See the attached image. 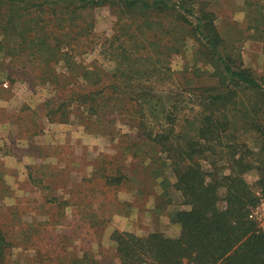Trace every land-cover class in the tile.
<instances>
[{"label":"rangeland","instance_id":"obj_1","mask_svg":"<svg viewBox=\"0 0 264 264\" xmlns=\"http://www.w3.org/2000/svg\"><path fill=\"white\" fill-rule=\"evenodd\" d=\"M197 1L196 10L204 7L215 14L223 54L234 65L264 75V0ZM120 10L116 3L82 10L73 4L0 7L2 264H78L76 258L84 260L81 264H121L111 238L115 229L138 225L142 235L176 234L175 215L186 206L173 187L172 160L131 123H139L143 112L146 130L170 125L172 151L185 146L198 138L202 124L200 93L218 87V77L204 39L189 25L176 23L172 12L125 15ZM37 16L39 23L31 19ZM32 36H42L45 43H31ZM122 54L139 59L132 63ZM130 65L143 79L133 78L132 89L117 98L111 93L129 83L120 73ZM84 68L97 70L100 80L75 83ZM103 89L105 97L89 101L100 108L101 120L71 95ZM236 89L231 106L237 120L226 129L225 140L236 128V142L245 145L239 152L258 165L260 137L251 129L241 133L243 121L255 117L254 108L264 110L263 96ZM215 148L217 154L222 150ZM118 160L126 179L120 185L106 183ZM203 164L210 167V160ZM217 164L229 172L225 156ZM245 178L256 192L257 168ZM224 192L221 188V196ZM257 206L264 207V198ZM257 221L264 229V215Z\"/></svg>","mask_w":264,"mask_h":264},{"label":"trees","instance_id":"obj_2","mask_svg":"<svg viewBox=\"0 0 264 264\" xmlns=\"http://www.w3.org/2000/svg\"><path fill=\"white\" fill-rule=\"evenodd\" d=\"M169 1L171 0H0V7L8 3L37 8L45 4L52 5V8L57 4L62 7L73 4L82 10L116 3L120 4V11L125 15L146 14L153 10L160 11V14L172 12L176 23L181 21L183 25H189L193 33L201 36L204 39L203 47L218 77L219 86L205 87L200 93L199 105L204 107V114L202 124L197 130L198 138L189 139L185 146H177L172 151L170 138L173 129L170 125L154 132L151 129L148 131L142 119L143 112L138 116L139 123H131L132 128H135L137 133H141L138 135H145L148 141L159 145L160 151L167 153L172 160V172L176 177L173 187L180 193L182 203L186 206L178 210L175 215V222L180 226L179 232L171 235L153 231L140 235L128 230L115 229L111 238L114 240L121 264H264V229L259 226L256 219L250 217L252 210L264 198V110L259 106L254 108L255 117L250 119V123L243 121L241 133L251 129L260 137L262 158L258 165H255L257 160L251 162L245 153L239 152L240 147L245 145L236 142L234 138L237 133L236 128L232 134H229L227 140L224 136L229 125L237 120L238 113L236 114L235 108L231 106L234 96L238 94L236 88L253 90L260 94L263 96L262 104H264V75L256 76L250 68L234 65L231 56L223 54L222 39L212 11L205 10L204 7L196 10L197 0H176L171 3ZM188 15L194 17V21L190 20ZM14 18V15L9 17V19ZM31 19L39 23L40 16ZM143 23L149 27H153L154 24L147 19ZM20 37L23 42L28 39L23 33H20ZM35 37L37 40L34 39ZM29 41L38 45L45 43L42 36H32ZM54 46L57 47L58 43ZM34 54L33 52L32 55ZM60 55L67 57L68 53L61 52ZM122 55L132 63L139 59L131 55ZM70 59L65 58L67 65H71ZM77 66L84 67L81 64ZM125 70L120 74L126 77V81L130 84L122 82L123 90L117 85L119 87L117 92L111 93L117 98L125 95L128 88L132 89L135 84L130 81L133 78L143 79V76L136 73L131 65ZM92 77H96L95 81L100 80L97 70L84 68L81 74L76 75L75 83L78 84L79 79L88 81ZM107 94L104 89L71 92V95L76 96L77 101L88 105V110L97 120H101V113L98 110L100 108L89 101L97 100V96L105 97ZM139 96L143 97V93L141 92ZM149 102L152 103L153 99ZM141 109L140 106L139 110ZM120 110L116 111L121 115L123 112ZM217 145H221L222 148L218 154L215 148ZM221 155L225 156L227 161L229 169L227 173L217 164ZM206 159L210 160L208 168L203 164ZM114 164L112 170L107 172L106 183L120 185L123 178L126 179V174H122L123 165L119 160ZM255 167L259 173L256 192L245 178V174ZM221 188L225 190L222 196ZM4 245L5 237L0 231V264H2ZM74 261L78 264L84 262L82 258H76Z\"/></svg>","mask_w":264,"mask_h":264},{"label":"crops","instance_id":"obj_3","mask_svg":"<svg viewBox=\"0 0 264 264\" xmlns=\"http://www.w3.org/2000/svg\"><path fill=\"white\" fill-rule=\"evenodd\" d=\"M151 206L150 207H154V203L152 202V204H150ZM178 209H180V208H178ZM177 209V210H178ZM133 215V217H134V215L136 216V219L138 220V214H136V213H132ZM134 223V222H133ZM138 224V223H137ZM176 225H177V228H175L176 229V234L179 232V224L178 223H176ZM131 226V225H130ZM130 226H126V227H124L123 229H127V230H130V231H132V232H135V233H137V234H140V235H142L141 234V232H140V228L138 227V225H134L133 227H130ZM150 231H148V233H149Z\"/></svg>","mask_w":264,"mask_h":264},{"label":"built area","instance_id":"obj_4","mask_svg":"<svg viewBox=\"0 0 264 264\" xmlns=\"http://www.w3.org/2000/svg\"><path fill=\"white\" fill-rule=\"evenodd\" d=\"M262 205H263V203H262ZM262 215H264V207L260 208V206H256L252 210L250 217L257 220V219H260L262 217Z\"/></svg>","mask_w":264,"mask_h":264}]
</instances>
